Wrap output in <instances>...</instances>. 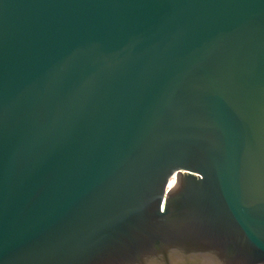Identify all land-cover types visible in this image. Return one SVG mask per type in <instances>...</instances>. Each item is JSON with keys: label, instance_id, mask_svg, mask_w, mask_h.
Segmentation results:
<instances>
[{"label": "water", "instance_id": "obj_1", "mask_svg": "<svg viewBox=\"0 0 264 264\" xmlns=\"http://www.w3.org/2000/svg\"><path fill=\"white\" fill-rule=\"evenodd\" d=\"M0 264H264V0H0Z\"/></svg>", "mask_w": 264, "mask_h": 264}]
</instances>
